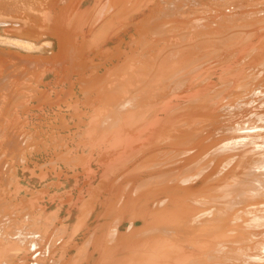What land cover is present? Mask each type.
Returning a JSON list of instances; mask_svg holds the SVG:
<instances>
[{"label":"bare ground","instance_id":"1","mask_svg":"<svg viewBox=\"0 0 264 264\" xmlns=\"http://www.w3.org/2000/svg\"><path fill=\"white\" fill-rule=\"evenodd\" d=\"M1 46L0 264H264V0H0Z\"/></svg>","mask_w":264,"mask_h":264},{"label":"rangeland","instance_id":"2","mask_svg":"<svg viewBox=\"0 0 264 264\" xmlns=\"http://www.w3.org/2000/svg\"><path fill=\"white\" fill-rule=\"evenodd\" d=\"M42 38H44V37H40V39H42ZM46 38H49V37H45L44 39H46ZM52 41V40H51ZM53 46V48H52V51L54 52V50H57V46L56 45H52ZM112 46V45H111ZM4 48H6V47H4ZM1 50H0V54H2V55H0V65H3V64H8V65H10L11 63H9V62H13L14 64H19L18 62H17V59L15 58V56L16 55H18V54H16L15 55V52H13V53H11L10 52V54H14L13 56L12 55H10V57H6V54H4V52H3V47L1 46V48H0ZM3 52V53H2ZM5 52H8V51H5ZM20 54H22L23 55V53H20ZM52 53H50V52H45L44 53V55H46V56H50ZM10 60V61H9ZM7 61V62H6ZM12 65V64H11ZM10 68H11V70H13L14 69V66L12 65V66H9ZM6 67H4L2 70H1V73H0V86L1 85H3V81L5 80V77L4 76H2V74H3V71H4V69H5ZM13 68V69H12ZM23 70H25V71H27V73L28 72H30L31 71V69H30V67L29 68H26V69H23ZM29 70V71H28ZM25 71H23L24 72V74L22 73L21 74V76H20V74H18L19 76V79H18V82H19V84L17 83V85L18 86H26V72ZM16 77V76H15ZM24 77V78H23ZM2 78L4 79V80H2ZM23 78V79H22ZM23 80V81H22ZM25 80V81H24ZM13 93V92H12ZM12 93H9L8 94V97H9V95H11ZM19 99V98H18ZM9 101V100H8ZM12 102V101H11ZM1 112H3V111H1ZM1 114V113H0ZM3 117V116H2ZM5 118H6V116H4L3 118H1V120H0V122H3L4 120H5ZM8 120H10V122H7L8 123V125H11V126H13L14 127V124H13V122H14V119L13 118H8ZM6 121V120H5ZM11 123V124H10ZM14 123H17V121L16 122H14ZM21 123H19L18 125H20ZM23 124V123H22ZM0 125H1V123H0ZM43 131H44V129H43ZM1 148L2 147H0V157H2V158H4V159H1V161H0V163L2 164L4 161H6V158H10V156L9 155H5V154H2L1 155V152L3 151V149H4V147L2 148V151H1ZM5 156V157H4ZM9 156V157H8ZM0 164V165H1ZM2 166V165H1ZM34 166H33V162H31V163H27L25 166H23V167H21L19 170H18V172L16 173V170H15V168H14V175H16V174H19L21 177H22V180H21V182H23L24 184H27V183H29V185L32 187V190L33 191H37V192H43L44 193V197L41 199V201H40V204H44L46 207H45V211H44V215H47V214H50V213H55V215H56V217L54 218V221H52V225L50 224V225H48V229H49V233H51V232H55V230H53L56 226L55 225H60V223H64L63 221H67L68 220V222H66L65 223V225L68 223V229H70L71 228V226L72 225H74L75 224V212H74V214H72V216H68V209H69V200H71V198L73 197V195H68L67 194V192H69V190L72 188V191H74V193H75V195H76V193L77 192H79V188L82 186V184H83V179H82V176H80V178H79V183L78 184H76V183H74L75 182V180L73 179V178H68V177H63V179H61V182L59 181L58 182V184H51V182H52V176L51 175H47L46 176V178H39V174L38 173H36V174H33L32 175V168H33ZM7 168V169H6ZM2 167V171H4V173L2 172L1 174H0V182L1 183H3L2 184V186L4 185V182L5 181H8V178L9 177H11L12 175L8 172L7 173V171L9 170V168L8 167ZM4 169V170H3ZM6 169V170H5ZM6 174H9V175H6ZM4 177H3V176ZM5 175L6 176H8V178L7 179H5L6 177H5ZM13 175V176H14ZM4 179H3V178ZM5 186H7L6 184H5ZM78 186V187H77ZM55 191H58V193L57 194H61V195H59V196H57V198H55V200H52V201H50V197L53 195V193L55 192ZM39 192V193H40ZM64 192V193H63ZM79 195H77V197H78ZM70 197V198H69ZM85 197H87V196H85ZM47 198H49V199H47ZM27 198L26 197H20V203L23 201L24 202V200H26ZM24 206H26V205H23V206H20L19 208H18V210H21L20 211V213L22 214V212H25L24 211ZM23 208V209H22ZM57 209H59L60 211L58 212L57 211ZM35 211L37 210L36 208L34 209ZM54 211H56V212H54ZM58 216V217H57ZM73 218V219H72ZM92 219L93 218H91V219H89L88 221H87V223H90V225H91V227H94V226H96L97 224H96V222H91L92 221ZM51 226H54V227H51ZM50 227V228H49ZM73 227V226H72ZM122 227H124V224H123V226ZM84 228H85V225H83L80 229H79V232H78V234H77V236H76V239H77V243H81L82 241H83V239H85L86 238V236H87V233H85V231H84ZM68 233V232H67ZM80 239V240H79ZM71 251H70V253H72L73 251H75V249H73V248H71L70 249ZM70 256L72 257L73 255H71L70 254Z\"/></svg>","mask_w":264,"mask_h":264}]
</instances>
